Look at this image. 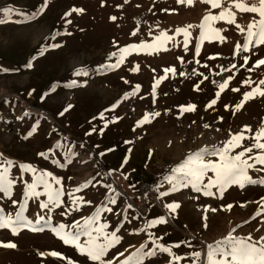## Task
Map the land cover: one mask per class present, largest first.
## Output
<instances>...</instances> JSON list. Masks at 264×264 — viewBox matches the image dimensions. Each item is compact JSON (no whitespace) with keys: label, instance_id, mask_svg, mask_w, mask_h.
Masks as SVG:
<instances>
[{"label":"rangeland","instance_id":"374dc122","mask_svg":"<svg viewBox=\"0 0 264 264\" xmlns=\"http://www.w3.org/2000/svg\"><path fill=\"white\" fill-rule=\"evenodd\" d=\"M235 2L218 0L219 6L213 8L204 0H0V9H13L8 21L0 24V69L8 70H0V92H9L0 97V158L12 160L9 179L16 181L10 197L0 193V208L12 216L19 210L25 185L34 178L31 172H21L22 163L31 164L37 174L51 172L61 181L52 187L64 191L63 204L48 213L39 207L47 196L43 186H37L42 195L28 198L24 215L33 222L40 215L45 221L50 216V224L44 231L21 229L17 235L0 229V242L16 245L12 249L0 246V264H95L74 245H65L51 227L64 224L66 232L75 231L76 222L82 224L101 207L112 210L101 211L93 227L107 223L105 233L116 231L121 237L105 257L112 264H119L141 244L145 250L153 248V240L181 257L172 264H207V246L229 231L253 240L264 236V184L245 183L243 188L230 184L222 195L214 187V195L208 197L193 192L190 186L170 191L171 184L165 180L189 153L221 148L237 133L244 138L230 149V156L264 143V137L256 139L264 128V97L255 93L264 80V65L255 66L264 59V45L237 51L246 41L247 25L259 15L239 11ZM41 8L34 19L21 16ZM72 8L83 12L65 17ZM225 10L233 12L235 23L214 20L200 27L206 16H218ZM177 29H187V49L184 32ZM202 32L204 38L200 39ZM57 43L61 46L50 47ZM41 47L46 51L38 56ZM121 57L119 67H110ZM30 60L33 66L28 68L25 65ZM79 68L87 73L73 75ZM169 68L174 71H166ZM225 79L228 84L221 91L219 85ZM259 87L264 90V85ZM245 92H253V98L236 108ZM213 99L216 103L211 105ZM69 104V111L58 115ZM188 104L195 106L193 111L184 110ZM157 112L159 116L154 115ZM146 114L149 120L138 124ZM34 126L36 131L28 135ZM45 151L49 152L47 159L38 155ZM67 152L74 155L65 163ZM262 152L253 148L243 158ZM205 159L219 163L220 158ZM247 175L264 178V164L255 163ZM209 178H215L212 171L206 173L204 183ZM89 181L87 187L73 193ZM143 182L157 185L146 209L140 203ZM162 191L168 195L160 196ZM68 193L90 203L80 202L77 207ZM173 202L179 204L174 213L165 207ZM206 206L216 211L205 212ZM159 217L166 222L148 226ZM86 239L80 237L81 242ZM53 251L61 255L53 257ZM170 261L169 254L157 251L143 264Z\"/></svg>","mask_w":264,"mask_h":264},{"label":"snow or ice","instance_id":"6c2138e0","mask_svg":"<svg viewBox=\"0 0 264 264\" xmlns=\"http://www.w3.org/2000/svg\"><path fill=\"white\" fill-rule=\"evenodd\" d=\"M178 2L183 3L185 0H178ZM205 3H210L213 8L218 7V0H204ZM187 3H192V0H187ZM235 8L241 12H251L258 13L259 19H254L247 25V38L245 43L240 46H237V51H249V45L252 47H256L258 45H264V0H255V2L248 4L247 0H236ZM41 9H37L36 12L31 14H23L21 16L24 20L34 19ZM13 9L5 8L0 9V13H3L0 16V24H3L8 21ZM73 12L80 13L83 12V9L72 8L69 12H66L65 17L70 16ZM111 19L115 20V17H111ZM227 19L228 23H235V16L232 11L225 10L222 11L218 16H206L204 18V23L200 25L203 29L205 25L209 21L214 20H225ZM19 22V21H17ZM70 23V21H68ZM190 27V26H188ZM240 28L239 25H237ZM241 31H244L243 28H240ZM178 33L180 31L184 32V46L187 49V42L189 33L187 29H177ZM217 35L219 34V30H216ZM163 36L164 34L161 33ZM54 38V37H53ZM204 38V33H201L200 39ZM171 39V37H168ZM61 45L59 43L50 45L51 48H58ZM46 49L41 47L37 51L38 56H43ZM123 51V50H122ZM196 52L199 53V43L196 46ZM115 55V53L113 54ZM34 56L32 59H35ZM121 60L117 61L115 64L110 65V67L115 68L119 67ZM248 57H245V62H247ZM264 65V59H260L256 61L255 66ZM28 68H31L32 62L31 60L25 65ZM4 71H8L7 69H0ZM166 71H174L169 68ZM87 69L79 68L75 69L73 75H81L86 74ZM180 75H184L180 73ZM231 77H229L230 79ZM163 79V77H161ZM73 85L76 84V81L71 82ZM159 83V81H157ZM248 83V81H245ZM228 84V80L225 79L223 83L219 85L221 91ZM260 85H264V80L259 81L257 89L255 93L259 96L264 97V90H260ZM139 86H137L138 88ZM54 91V89H53ZM233 91H239V89H233ZM48 93H45L41 96V100L43 101ZM219 92L217 93V96ZM253 92H245L243 94V100L241 104H238L236 108H240L243 105L244 101L253 98ZM216 100L213 99L210 104L214 105ZM210 106V105H209ZM72 107L71 104L66 106L62 111L58 113V115L63 116L69 109ZM113 108L116 107L115 104L112 105ZM183 108V106H181ZM195 108L194 105L188 104L186 111H193ZM227 108V106H226ZM154 115L159 116L160 113H155ZM104 113H100V118L103 119ZM95 119V117L93 118ZM149 120V114H146L141 121H138V124L147 122ZM107 126V125H105ZM205 128H208L209 125L205 124ZM247 128V126H245ZM36 131L35 126L31 129L28 135H32ZM95 131V129H92ZM103 131V129H101ZM86 133V135H90ZM262 137H264V128H261L257 134L256 139L259 141ZM243 133H237L233 137V139L226 142L223 147L216 148L213 147L211 149L205 147L197 150L196 152L189 153L185 160H183L179 165L173 167L170 172V175L165 176V180H167L171 184L170 191H178L180 188L191 187L192 191L195 193H202L204 196L211 197L214 195L212 189L215 187L217 190L223 194L225 187L230 184H238L241 188L247 184H264V178L261 179H253L252 177L247 175V170L255 167V163L264 164V152L258 154L254 157H249L248 159H244L245 153H251L253 148L264 150V143L257 142L252 147H247L244 151L239 152L234 156H230L227 153L231 148L237 147L238 143L243 139ZM125 143H128L127 141ZM59 147V144L56 145ZM50 151V150H49ZM39 156L47 159L49 152H40ZM74 153L67 152L65 153V163L71 161ZM103 155V153H101ZM207 156H219V163L213 162L212 160H206ZM249 160H254L255 163H250ZM53 163L58 164L60 167H64L65 164L60 163L57 160H53ZM7 165L5 167L4 165ZM13 162L10 159H2L0 158V193H2L6 197H10L12 195L13 184L16 182L15 179H9V169L11 168ZM19 168L21 172H31L34 174V178L31 183L25 185L24 189V199L19 204V210L15 212L14 216L5 214L4 209L0 208V229H10L13 235L19 234L21 229H29L33 232L44 231V228L50 224L51 217L49 216L48 221H45V216L40 215L37 217L35 222L28 219L24 215L25 208L27 206L28 198L37 199L41 197L42 193L37 191V186H43V194L47 196L46 201H41L39 203V207L41 209H46L48 213H51L53 208H58L63 204L61 200V196L64 195V191L60 187H52V184L60 185L61 181L58 177L53 176L51 172H39L36 168H34L31 164H20ZM208 171H212L215 174V178H209L207 183H204V177ZM111 173H108L110 175ZM51 178V181L48 178ZM127 177H125L126 179ZM88 183H84L74 188L72 191L79 192L82 188L88 186ZM110 191H115L111 185H107ZM68 195L72 199V204L77 206L80 202L90 203V201H83L82 197H75L72 193H68ZM160 196H167L168 192H160ZM112 204H115V200L111 199L109 201ZM13 204H16V200H12ZM132 205L129 204L128 208H131ZM165 207L169 209L172 213L179 207V204L176 202L166 204ZM111 208L101 207L98 208L96 213L92 216H89L83 220V223L76 222L75 231H65V225L59 224L58 226L51 227V231L58 236L65 245H74L75 248L82 254L85 255L88 260L95 262V264H112L110 260H106L105 257L109 252V249L113 248L116 244L120 242L121 237L117 234L116 231H112L111 233H105V229L108 227L107 223H100L97 227H93L94 224L98 222L99 213L101 211H111ZM208 211H216V209H209L207 206L205 207V212ZM66 214V213H64ZM259 213H257L258 215ZM202 219L206 220L207 216L202 217ZM41 222H45L44 225H41ZM165 217H159L158 219H154L148 222V226L151 227L153 224L157 223H165ZM204 227H207V224H204ZM233 231H229V233L220 240L215 241L214 244H209L208 252H207V264H264V236L260 237L258 240H253L251 236L248 237H239L234 236ZM84 236L87 239L81 242L80 237ZM151 238V237H150ZM0 246L12 249L15 248L16 245L13 242H8L4 244L0 242ZM179 247L180 245H175ZM157 251L167 253L171 257L170 264L172 262H178L181 260V257L175 255L172 252V249L165 246L164 244H157L155 240H153V248L145 250V244H141L135 251L126 256L124 259L119 261V264H143V261L147 257H154L157 254ZM40 255H44V253H40ZM51 256L59 257L61 254L59 252H51ZM119 255L123 256V253ZM195 256H199V253H194ZM220 257V258H216ZM230 257V259H226ZM69 264H72L70 261Z\"/></svg>","mask_w":264,"mask_h":264},{"label":"built area","instance_id":"2783aa9c","mask_svg":"<svg viewBox=\"0 0 264 264\" xmlns=\"http://www.w3.org/2000/svg\"><path fill=\"white\" fill-rule=\"evenodd\" d=\"M157 188V185L155 183H148V182H143L141 185L142 189V197L140 202L142 204V208L146 209L147 202L149 200V197L153 195L155 192V189Z\"/></svg>","mask_w":264,"mask_h":264},{"label":"bare ground","instance_id":"6f19581e","mask_svg":"<svg viewBox=\"0 0 264 264\" xmlns=\"http://www.w3.org/2000/svg\"><path fill=\"white\" fill-rule=\"evenodd\" d=\"M7 94H9V92H7V91H5V90H1V92H0V97H2L3 95H7ZM23 103H25L24 101H23ZM31 109H33V110H37V108H34V107H30ZM39 110V109H38ZM1 112V111H0ZM139 229H141V228H139ZM138 229V230H139Z\"/></svg>","mask_w":264,"mask_h":264}]
</instances>
